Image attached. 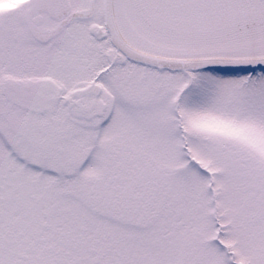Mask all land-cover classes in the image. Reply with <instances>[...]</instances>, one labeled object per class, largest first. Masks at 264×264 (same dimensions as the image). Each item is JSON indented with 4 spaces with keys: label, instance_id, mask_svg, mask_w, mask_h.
I'll return each instance as SVG.
<instances>
[{
    "label": "snow or ice",
    "instance_id": "snow-or-ice-1",
    "mask_svg": "<svg viewBox=\"0 0 264 264\" xmlns=\"http://www.w3.org/2000/svg\"><path fill=\"white\" fill-rule=\"evenodd\" d=\"M0 264H264V0H0Z\"/></svg>",
    "mask_w": 264,
    "mask_h": 264
}]
</instances>
